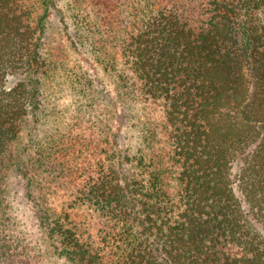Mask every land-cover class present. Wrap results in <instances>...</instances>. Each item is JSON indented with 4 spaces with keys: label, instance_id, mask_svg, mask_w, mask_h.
Masks as SVG:
<instances>
[{
    "label": "trees",
    "instance_id": "16d2710c",
    "mask_svg": "<svg viewBox=\"0 0 264 264\" xmlns=\"http://www.w3.org/2000/svg\"><path fill=\"white\" fill-rule=\"evenodd\" d=\"M57 2L0 0V264H264V0H71L119 102L95 112L76 79L66 129L23 145ZM11 171L36 236L5 202Z\"/></svg>",
    "mask_w": 264,
    "mask_h": 264
},
{
    "label": "rangeland",
    "instance_id": "374dc122",
    "mask_svg": "<svg viewBox=\"0 0 264 264\" xmlns=\"http://www.w3.org/2000/svg\"><path fill=\"white\" fill-rule=\"evenodd\" d=\"M70 1L58 0L48 19L46 42L42 50L46 61V71L42 75L40 95L44 103V111L38 115L37 125H28L23 129L21 135L23 145L30 144L33 139H45L57 131L66 129L71 114L75 112L76 102L82 95L79 87H74L77 86L76 79L82 80L91 89L90 92L86 91L87 97L83 99L84 101H87L90 95L96 96L99 93L105 99L103 102L97 101L95 112H98V107L103 108V105L108 104L110 100L119 102L115 95L112 77L103 70L98 61H95V55L89 47L79 44L75 37L76 23L72 21L73 10ZM106 107L108 108V105ZM117 107L119 113L122 110L120 103ZM140 112V110H135L137 116H141ZM136 124L137 119L130 118L121 125L123 135L120 139L121 144L131 151L135 150L139 142L138 125ZM3 183L4 199L11 214L23 228L36 236L37 223L25 194L22 177L18 172L11 171L5 175ZM262 231L264 234V228ZM48 261L49 264L65 263L63 259L52 254H48Z\"/></svg>",
    "mask_w": 264,
    "mask_h": 264
}]
</instances>
